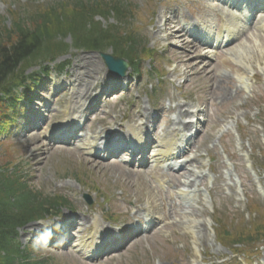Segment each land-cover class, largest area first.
Returning <instances> with one entry per match:
<instances>
[{
    "label": "rangeland",
    "instance_id": "374dc122",
    "mask_svg": "<svg viewBox=\"0 0 264 264\" xmlns=\"http://www.w3.org/2000/svg\"><path fill=\"white\" fill-rule=\"evenodd\" d=\"M14 5L20 6L22 5V2L20 0H0V16L4 17L6 21L7 19L9 20V10H15L18 8H15ZM1 19L2 18L0 17V20ZM7 23H9V21H7ZM88 54L91 55L90 53ZM260 57H262L261 54L256 55V59ZM75 60L78 64H80L79 58H76ZM103 124L107 125L108 122L104 121ZM99 125L100 124L97 122L94 126V129H96ZM39 148L40 147L36 140H33L29 143H20L18 147L12 145L10 147L0 148V153H3L4 157H6L4 159L6 160H10L12 158L14 160L24 161L27 156H30L32 159L41 157L42 163L40 165V169H38V171L35 173V175L39 178V181H36V183L41 185H48L50 187V192H54L53 190H66L64 186L67 184V181H64V178H73L84 183L82 186V191H80L79 193H72L68 191L64 192L70 193L76 201L80 199L83 191H98L99 194L104 198V201L110 200L113 206H115L118 210L132 205V196L131 201L126 202L127 200H129L127 191H129L134 186L141 185L140 183H138V181L140 180L138 177L128 179V177L121 175V169H99V171H96V168H94L92 165L81 162L77 160V158L72 159L68 157L60 164H55L54 166V159H62L64 156L61 154L60 157V153L56 151H46L45 153H42ZM5 150L6 154H4ZM62 181H64V184L62 183ZM228 183H230V181H227V184ZM39 188L43 189L44 187ZM226 205L227 204L224 201H219V206L222 207L223 214L228 216L225 208ZM189 208L200 219H204L205 213L201 209V206L196 203V201H193ZM172 220L174 222L176 221L174 218ZM175 225L176 227L173 229L176 232H186V230L184 229L185 226L180 222H176ZM176 232L173 234L171 231L162 228L161 235L167 239V243H164L162 245L159 240H153L154 235H150L151 237H147L141 243L143 247L142 250H144L142 255L137 253L138 249H136V247L130 248L129 250L121 254L119 262L115 263L151 264L152 261H157V264H171L176 259V257L179 256V253L181 254L180 248H183V245L185 244L184 241L177 237L178 233ZM187 234L192 237L189 232H187ZM53 263L79 264L69 257H57L54 259Z\"/></svg>",
    "mask_w": 264,
    "mask_h": 264
},
{
    "label": "trees",
    "instance_id": "16d2710c",
    "mask_svg": "<svg viewBox=\"0 0 264 264\" xmlns=\"http://www.w3.org/2000/svg\"><path fill=\"white\" fill-rule=\"evenodd\" d=\"M53 15L54 13L50 12L37 15L38 18H42V21L33 28L21 27V24H15L16 31L11 34V39L5 40L9 33L7 31L3 32L0 45V87L15 74L20 65H24L33 57L41 55L43 41L49 40L47 36H54L56 33L65 35L67 32H71L72 26H65L58 18H56L57 22L53 25L52 21H56L51 17ZM26 200L29 205L31 200L28 196H26ZM51 207V204H47V208L42 204L35 208L25 206L20 214L14 215L7 211L6 206H4V197L0 194V264H9L1 254L7 246L9 248V238L6 237L4 230L15 227L31 215L50 212Z\"/></svg>",
    "mask_w": 264,
    "mask_h": 264
},
{
    "label": "bare ground",
    "instance_id": "6f19581e",
    "mask_svg": "<svg viewBox=\"0 0 264 264\" xmlns=\"http://www.w3.org/2000/svg\"><path fill=\"white\" fill-rule=\"evenodd\" d=\"M90 74H92V73H90Z\"/></svg>",
    "mask_w": 264,
    "mask_h": 264
}]
</instances>
